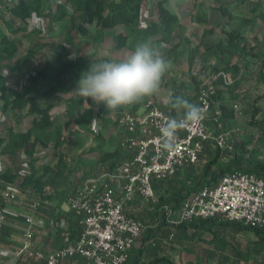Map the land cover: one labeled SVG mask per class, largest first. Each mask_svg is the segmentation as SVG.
I'll return each instance as SVG.
<instances>
[{"label": "crops", "instance_id": "obj_1", "mask_svg": "<svg viewBox=\"0 0 264 264\" xmlns=\"http://www.w3.org/2000/svg\"><path fill=\"white\" fill-rule=\"evenodd\" d=\"M240 0H229L230 6H234ZM163 3L165 8L172 12L178 18V26L173 34V41L170 43L156 44L154 41L158 36H153L147 41H143L140 32L147 30L152 23H159V3ZM228 3V2H227ZM10 14V13H9ZM11 16V14H10ZM69 21V18H66ZM64 19L62 22L66 21ZM59 22V23H62ZM3 28L5 26H2ZM91 34L87 37L91 38L90 41H94L96 45L92 47L90 51V60H96L97 62L103 59L108 60H122L130 55L137 44L150 41L161 53L166 61L169 62V70L165 73L163 81L161 83L158 93L144 98L139 103L130 105L135 109V113L143 115L147 111L149 103H153L158 106L160 104L161 109L171 112V96L176 89L181 97L192 100L195 89L194 79L197 77L199 85H206V83L218 81L214 78H218L219 75H212L211 66L217 63L216 57L203 59L201 44L219 42L226 38L227 33L235 32L242 37L241 46H245L243 55L235 53V49L232 51L235 53L233 57V63L240 66V72L237 77V81L240 87L237 88L233 94V97L225 90L223 84H216L217 89L222 91V97L218 101L215 107H213L212 116L218 117V114L222 113L219 106L225 105V102L232 98H245L246 102H256V105L260 108L259 114L264 115V79L259 74V66L264 55V0H243V3L237 7L232 8L231 18H227L223 15L219 8V4L215 0H143L141 13L139 19L129 29L119 27L115 30L114 35H107L105 41L102 44H98L93 36H96L95 27H91ZM122 33V37L126 38V42L122 47L116 46L117 36ZM74 34V33H72ZM71 41L78 42L74 35L69 37ZM108 44L107 47H100L103 44ZM199 47V51L195 53V60L193 65L190 64L191 52ZM104 49V50H103ZM86 52L88 50H85ZM84 51V52H85ZM75 54V53H74ZM73 54V55H74ZM254 54V55H253ZM260 58L258 57L259 55ZM86 54L76 55V60L84 58ZM243 56V57H242ZM74 59V58H73ZM52 64H45L50 68L58 69L66 61L55 62L56 60H50ZM55 63L56 65H53ZM73 69L70 72V76L73 81H77V77L74 74ZM226 74V73H222ZM82 73H80V76ZM231 81H225L222 76L221 79L224 84H231L234 79L230 74ZM57 78V72L55 71ZM79 77V75H78ZM206 77L208 79H206ZM56 80V79H54ZM35 81V85L30 89V93L36 100H42V105H48L51 100L44 94L48 88L43 84L40 88L39 82ZM208 81V82H207ZM71 83V82H69ZM56 84V83H54ZM53 84V85H54ZM52 85V86H53ZM42 90L41 92H38ZM74 91V90H73ZM40 94V97L37 95ZM73 98H77L80 95L77 91L69 93ZM61 98V94L59 95ZM68 96V95H67ZM46 98V99H45ZM68 99V98H67ZM62 101V99H61ZM60 101V102H61ZM76 101V100H75ZM39 102V101H38ZM157 104H156V103ZM237 102L232 103V107ZM254 104V103H253ZM55 106V105H54ZM53 106V107H54ZM135 106V107H133ZM214 108L215 111H214ZM234 108V107H233ZM97 108H95L96 110ZM172 113V112H171ZM181 111L177 109L175 116H180ZM104 116V114H101ZM63 116V114H62ZM110 116V115H109ZM107 116V117H109ZM120 119V118H119ZM119 119L117 120V126L113 127L111 124L104 129L103 134L105 137L110 136L112 133L116 137V142L111 144H119L124 135L118 134V131H122L123 126L120 125ZM20 120L13 123V129L15 132H22L25 128H29L28 120L25 119L27 125L22 126L17 124ZM20 123V122H19ZM124 131H122L123 133ZM93 131L88 125H77L76 123L69 124V127L63 132L65 135L64 140L68 143L65 144H82L77 143L78 138L87 136L93 139ZM71 142V143H70ZM64 143V142H63ZM91 144H97V142L91 141ZM105 144H108L107 142ZM51 147V145L49 146ZM47 147V148H49ZM121 152L125 154V150L121 147ZM207 150L209 144H206ZM45 156L50 155V149H46ZM110 151V150H108ZM22 153L17 155L3 154L2 157H8L12 164L10 166H0V171L9 169L16 172L15 159ZM207 155L204 153L201 156V162L199 166L205 165L206 160L203 158ZM46 159V158H45ZM52 159V158H51ZM90 163L97 164L96 156L90 157ZM1 163V162H0ZM100 163L102 166L111 165L110 162ZM198 167V166H197ZM197 167L188 168L181 174H178L173 183L176 182L177 188L181 183L190 184L193 180L194 172ZM199 171H197L198 173ZM198 175V174H197ZM96 177V176H95ZM6 184V183H5ZM4 190H9L5 188ZM3 192V191H2ZM0 191V195H2ZM52 197L51 201L41 202L37 201V209L32 210L31 206H17L19 202L6 203L0 198V213L5 211L7 213V221L3 227V236L0 239V264H46L43 261L35 259L18 258L17 252L23 244L22 233L25 228V220L29 216H33L35 224V236H34V249L38 251L56 250L61 248L69 240V231L76 224V216L72 214L67 201L60 202L64 197L59 191L49 192ZM135 200V199H134ZM138 200V198L136 199ZM142 201V200H141ZM143 202V201H142ZM128 212L133 213L140 217L144 222L145 232L141 239L135 246L131 259L127 264H263L259 257L253 261L242 259L239 250H236L233 246V250L225 247V243L221 245L222 234L220 230L214 227V230L219 231L217 235L214 232H209L204 229L202 222H198L195 226L176 225L175 218H165L159 215L158 210L154 207L139 206L131 202ZM150 231V232H149ZM62 264H84L81 260L69 259Z\"/></svg>", "mask_w": 264, "mask_h": 264}, {"label": "built area", "instance_id": "obj_2", "mask_svg": "<svg viewBox=\"0 0 264 264\" xmlns=\"http://www.w3.org/2000/svg\"><path fill=\"white\" fill-rule=\"evenodd\" d=\"M222 76L226 82L231 81L229 75ZM216 88L211 82L201 89L197 105L203 109L204 119L199 127L179 130L178 148L174 152L162 149L159 128L167 118L181 116L167 114L153 103L148 104L143 115L122 113L120 125L131 132L120 143L128 158L114 170L89 179L67 200L70 210L80 217L83 227L80 237L56 250H35V224L31 215L25 220L18 258L46 264H62L69 259L81 260L84 264H127L145 231L144 222L128 212L131 202L140 197L147 205H156L155 184L177 176L188 167L199 166L206 143L212 142L221 151H234L235 130L224 128L219 121L220 113L215 118L211 115V99ZM234 109L241 111L238 104ZM211 120L217 123V129L209 126ZM2 198L6 203L19 199L11 190H4ZM31 208L35 211L37 203ZM165 209L168 218H175L176 225L217 219L264 230V177L242 171L228 172L216 186L190 194L179 210H170L167 206ZM6 221L7 214L1 212L0 239Z\"/></svg>", "mask_w": 264, "mask_h": 264}, {"label": "trees", "instance_id": "obj_3", "mask_svg": "<svg viewBox=\"0 0 264 264\" xmlns=\"http://www.w3.org/2000/svg\"><path fill=\"white\" fill-rule=\"evenodd\" d=\"M143 0H16L12 4H8L7 10L12 15L13 18H16L20 21H28L34 16H43L46 12L48 13L49 21L51 23H59L62 22L64 19L69 18V26L71 31H77L82 35L89 36L91 33V27H95L96 29V38L95 41L98 44H102L105 41L107 35H114L115 30L119 27H124L126 30L131 28V26L139 19L141 13ZM219 4V8L223 15L227 18H231V10L232 8L239 7L243 0H240L234 6H230L229 0H215ZM228 2V3H227ZM72 8L71 14L69 8ZM159 23H152L150 27L140 32V36L143 41H147L149 38L153 36H158V38L154 41L156 44L161 43H170L173 41V34L176 31L178 26V18L172 12L165 8L163 3H159ZM18 23H8L10 27L17 26ZM116 46L122 47L125 42L126 38L122 37V33H119L117 36ZM242 37L235 32L227 33L225 39L220 40L219 42L213 43H203L200 46L203 47L202 57L203 59H208L211 57L217 58V63L211 66V73L212 75H219L216 79L218 82L216 84H223L225 90L233 97V94L237 88L240 87V84L237 81V77L240 72V66L236 63H233V57L235 53L243 55L245 46H241ZM195 48L190 54V64L193 65L195 60V53L199 51V47ZM235 49V53L232 49ZM19 47L9 37H3L0 40V115H1V107L6 110L11 109L15 115L19 116L23 113L25 118L28 119L29 128H25L24 131L15 132L16 129L12 130L10 127H0V155L9 154V155H17L18 153H28L30 154L34 148L41 145L43 147H48L53 145L58 147L60 144H63L64 137H63V130L61 127H54L55 121L51 115V111L54 105L60 103L61 97L60 94H67L74 88V85H68L70 81L73 79L70 76V72L75 69L79 68L82 71H87L92 63H97L96 60L86 59L85 57L80 59L79 61H66L63 63L57 71V81L56 84L48 88L45 92V96L48 97L52 103L48 105H42L39 103L35 98L24 94L21 90H8L5 84V75L2 73V67L4 62L11 60L17 53ZM254 55V54H253ZM259 55V54H258ZM259 55L258 57L260 58ZM243 57V56H242ZM108 59H103L105 61ZM261 64L259 66V74L261 75L262 79H264V55L263 59L259 60ZM101 62V61H100ZM222 73L230 74L234 81L231 84H224L221 77ZM64 77L68 78L64 79ZM195 81V89H194V96L192 97L191 102L198 104L200 92L202 86L199 85L197 82V77L194 79ZM214 83V82H213ZM214 84L215 87L217 85ZM68 85V86H67ZM222 91H219L216 88L215 94L212 95V105L213 107L216 106L220 98L222 97ZM175 96L181 95L175 89L172 93V98ZM172 98L171 104L169 106L172 107ZM89 100V99H88ZM237 102L240 106L241 111L235 110L232 107V103ZM254 103V104H253ZM81 102H73L71 103V109L76 111V114H73L72 117L69 116V122H74L77 125L82 124H90L93 121L94 111L93 109L82 110L81 109ZM219 108L221 109V116L219 117V121L223 124L227 131L233 130V127H227L224 122H232L235 121L239 115H243L245 113V109L252 111V115L256 116L257 112L256 109L257 105L256 102H246L245 98L234 97L228 102H225V105H220ZM260 109V108H259ZM163 110V109H162ZM167 114H172L175 116L177 109H171V112L168 110H164ZM182 112V111H181ZM213 112V111H212ZM241 112V113H240ZM134 114V113H133ZM76 116V117H75ZM122 116V114H121ZM120 116V118H121ZM177 116V115H176ZM182 116V113L181 115ZM214 119V118H213ZM120 120V119H119ZM209 126L212 128L217 129V123L214 120L209 121ZM259 127L261 130L263 129L264 134V115L262 116ZM121 143V142H120ZM119 143V144H120ZM206 144H209V149L207 150ZM205 144L204 153L207 155L211 154V151L214 150V161H223L224 154H234L236 149L233 152L229 151H221L216 148V146L211 143ZM234 144V143H233ZM235 148V145H234ZM203 153V154H204ZM128 158V154L125 152L123 154L121 152V148L118 147L114 152H107V155L99 161V164L103 162H110L111 165L102 166L100 165L104 171H112L120 165V163ZM232 163L227 167L226 170H222V174H211L210 178V170L209 168L213 165H206L203 173V178H201V183H197L198 185L192 186L196 180L193 178L191 182V186L186 185L185 183H181L180 187L177 188L176 182L173 183V177L169 180L160 181L155 184V189L157 191L158 200H160L161 194L169 195L170 200L163 202L162 208L158 213L162 217V219L168 218V210L165 209L166 206L170 210L177 211L181 207L182 203L185 201L186 198L192 193L199 191L204 187H213L216 186L221 178V176L228 172L234 171H242L248 173H254L258 176L264 177V172L258 170H249L243 168L242 164H244L243 158H233L230 160ZM192 168V167H188ZM187 168V169H188ZM46 169V168H45ZM186 169V170H187ZM185 170V171H186ZM38 172V171H37ZM36 173V172H35ZM30 173L24 177V180L21 182L23 186L29 187L33 186L35 189L40 188H47L52 186L50 181L43 182L42 179L44 178L43 175L37 176L38 174ZM182 173V172H181ZM179 173V174H181ZM178 176V175H177ZM19 176H17V172H14L6 169L5 171H0V191H4L7 188L8 183H16L19 182ZM205 182V183H204ZM6 183V184H5ZM77 191V190H76ZM75 191V192H76ZM74 192V193H75ZM73 193V194H74ZM71 194V195H73ZM160 194V195H159ZM70 195V196H71ZM2 201V195H0ZM69 198H62L60 202H65ZM142 200L140 197H136ZM37 201L41 204V202L51 201L52 197H42L37 196ZM5 212V211H3ZM6 213V212H5ZM76 216V224L74 227L68 232L69 233V240L66 242L67 245L69 242H75L80 235L82 234L83 227L80 224V217L75 213L71 212ZM7 214V213H6ZM132 216L140 219L139 216L131 213ZM8 217V216H7ZM141 220V219H140ZM202 222L204 229H207L209 232H214L217 235L219 231L214 230L218 228L220 231L225 227V225L229 226L228 229L233 231H243L249 230L254 233L256 236L262 237V241H264V230L250 228L244 226L241 223L237 222H228L222 221L217 219H208V220H200L195 221L190 224H183L184 226H195L196 223ZM220 223V224H219ZM5 226V225H4ZM3 230V229H2ZM145 232V231H144ZM143 232V234H144ZM150 232V231H149ZM221 232V233H222ZM220 233V234H221ZM142 234V236H143ZM3 236V233H2ZM141 236V237H142ZM224 236V235H223ZM225 238V237H224ZM225 243V247H230L232 250V246L229 242L226 241V238L222 240L221 245ZM64 245V246H65ZM62 246V247H64ZM61 247V248H62ZM258 255V259L261 260L264 264V245L260 246L256 249ZM240 256L242 259L250 260L248 255L243 254L240 252Z\"/></svg>", "mask_w": 264, "mask_h": 264}, {"label": "rangeland", "instance_id": "obj_4", "mask_svg": "<svg viewBox=\"0 0 264 264\" xmlns=\"http://www.w3.org/2000/svg\"><path fill=\"white\" fill-rule=\"evenodd\" d=\"M15 1L16 0H0V40L3 37H9L14 40L19 47L18 53L11 60L4 62L2 73L5 75V84L8 90H21L24 94H29L30 89L35 85L34 80L39 82V88L43 84H45V87H48L56 83L57 78L55 76V71L57 72V69L45 66L47 63L52 64L50 61L51 59L59 63L65 59L73 61L76 60L75 58L78 54H86L85 58L89 59L88 54L96 44L94 41H90L91 38L77 31H71L68 19L62 23H51L47 12L43 14V16H34L28 21H20L13 18L7 10V6ZM71 10L72 8L70 7V14ZM10 22L18 24L17 26L10 27V25H8ZM2 26L5 27L3 28ZM71 35H74L79 41H71L69 38ZM93 38H96V36H93ZM107 45L106 43L100 47L104 48L107 47ZM85 50L88 51L86 52ZM98 62H100V60ZM53 65L56 64L53 63ZM84 72L85 71L79 68H76L74 71L77 81L75 82L72 80L70 81L71 83H68L69 86L72 84L74 85L72 92L77 91L78 81L81 78L80 73L83 74ZM64 79L68 80L66 77H64ZM206 79L208 78L206 77ZM207 84H209V82L206 83V85ZM204 86L205 85H203L202 88ZM41 91L42 90L38 92ZM69 93H71V91ZM69 93L61 94L62 101L52 108L51 115L55 121L54 127H61L64 131L65 128L67 129L69 127V124L73 123L70 122L67 124V122H69V116L72 117L73 114H76V111L71 109L72 101L75 102L76 100V102H81L82 110L92 108L94 111L95 117L93 121L88 124L89 128L93 131L92 136L94 137L90 139L82 135L77 141V143L81 142L82 144H72L71 142V144H65L68 142L64 140V143L60 144L58 147L51 145V147L48 146L49 148H47L39 145L37 148H34L30 154L25 153L20 154L18 157L16 156L15 164L19 182L8 183L7 188L17 193L19 197L17 206L20 204L21 206L29 207V205L37 202V196H50L49 192L51 191H59L63 194L64 198H66L79 188L85 186L89 179L102 174L104 169L100 166L99 161L107 155V152H114L119 147V144H111L112 142H116V137L114 135L112 139V133H110L108 137H105L103 134L104 129L108 127V121L109 125L111 124V126L115 127L122 113L127 111L136 114L135 109H132L130 106L112 110L108 109L105 104L97 103L81 95H78L77 98H73ZM37 97H40V94L37 95ZM37 101L40 103L42 100L38 99ZM157 105L160 106V104ZM95 108L97 109L95 110ZM257 108L256 116L252 115V111H246L245 109V113L239 115L235 121L224 122L227 127L232 126L233 130H235L233 132L232 141L235 145L236 152L234 154H224L223 158L225 159H223V161H214L215 153L214 150L211 151L210 155H206L203 158V160H206L205 165L197 167L196 170L199 171L198 173L197 171L194 172L196 181L192 183V186H197V183L202 182L201 178H203L206 165L213 164L209 168V179L211 174H222V170L227 169L232 163L230 160H233V158H243L244 164H242V166L245 169L264 172V134L262 132L263 129L261 130V127H259L262 115L259 114L261 110H259L258 106ZM215 109L216 108H214V111ZM1 112L0 127H10L14 130L13 128L15 127L13 123L15 124L17 120H20V123L17 122V124L21 125L22 129L24 128L23 125H27L23 113L17 116L11 109L5 111L3 107H1ZM102 113L104 116L101 115ZM122 131L124 132L122 133ZM122 131H118V134L121 136L131 133L125 127L122 128ZM124 136L120 139L122 140ZM63 137L65 138V135ZM94 139L97 144H91V141L93 142ZM121 140L119 141L121 142ZM106 142L108 144H105ZM46 149H50L51 156L54 155L51 157L52 159L49 158V155L45 157L46 159L42 157L45 156ZM91 156H96V161H98L97 164L90 163ZM0 162V166L5 167L12 164L8 157L1 156ZM30 173L38 174L37 176L43 175L44 178L42 181L44 183L50 181L52 186L40 189H35L33 186H23L24 184L22 185L21 182L24 180V177ZM186 185L191 186V183ZM169 198V195L161 194L160 200H158L156 205H147L140 199L136 200L137 198H135L133 204L135 203V207L136 205H143L146 207H154L160 211L163 202L169 201ZM221 228L225 230L224 232H222L223 230L220 231V233L222 232V237L226 238V241L230 243L232 248L234 246L236 250L248 255V257H252L253 261L256 260V257L259 255L255 253L256 249L264 245V241L260 239L262 237L256 236L249 230H230L227 225Z\"/></svg>", "mask_w": 264, "mask_h": 264}, {"label": "clouds", "instance_id": "obj_5", "mask_svg": "<svg viewBox=\"0 0 264 264\" xmlns=\"http://www.w3.org/2000/svg\"><path fill=\"white\" fill-rule=\"evenodd\" d=\"M169 67V62L150 41L140 43L122 60L92 63L81 75L77 91L115 110L158 93ZM172 107L182 111L181 118H167L159 128L161 147L169 152L178 148L179 130L199 127L204 119L203 109L186 98L175 96Z\"/></svg>", "mask_w": 264, "mask_h": 264}]
</instances>
